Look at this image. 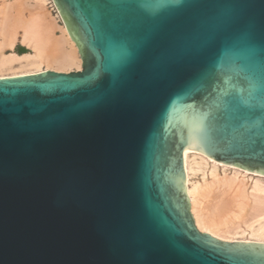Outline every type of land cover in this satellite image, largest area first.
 Instances as JSON below:
<instances>
[{
  "label": "water",
  "instance_id": "water-1",
  "mask_svg": "<svg viewBox=\"0 0 264 264\" xmlns=\"http://www.w3.org/2000/svg\"><path fill=\"white\" fill-rule=\"evenodd\" d=\"M51 2L81 66L0 78V264H264L183 166L264 176V0Z\"/></svg>",
  "mask_w": 264,
  "mask_h": 264
},
{
  "label": "bare ground",
  "instance_id": "bare-ground-1",
  "mask_svg": "<svg viewBox=\"0 0 264 264\" xmlns=\"http://www.w3.org/2000/svg\"><path fill=\"white\" fill-rule=\"evenodd\" d=\"M54 29L60 35L55 36ZM16 42L30 52L6 53ZM80 66L77 49L51 0L1 1L0 78L47 70L68 73L79 71ZM183 166L185 193L198 231L224 242L264 244V176L188 150L183 152ZM199 166L208 167V173ZM198 170L202 171V180L194 183L191 177Z\"/></svg>",
  "mask_w": 264,
  "mask_h": 264
},
{
  "label": "crops",
  "instance_id": "crops-1",
  "mask_svg": "<svg viewBox=\"0 0 264 264\" xmlns=\"http://www.w3.org/2000/svg\"><path fill=\"white\" fill-rule=\"evenodd\" d=\"M54 35L55 36L60 35L58 29H54ZM5 52L6 53H14L16 55H24L26 53H29L30 49L27 46H25L19 42H16L11 50H7Z\"/></svg>",
  "mask_w": 264,
  "mask_h": 264
},
{
  "label": "rangeland",
  "instance_id": "rangeland-1",
  "mask_svg": "<svg viewBox=\"0 0 264 264\" xmlns=\"http://www.w3.org/2000/svg\"><path fill=\"white\" fill-rule=\"evenodd\" d=\"M1 1H2V0H0V4H1ZM6 51H7V50H6ZM199 168H200L201 170L204 169V170L207 171V173H208V167L199 166ZM229 172H230L229 170H226V173H229ZM218 173L221 174V169H219ZM201 180H202V171H199V170H198V171L195 172V174L191 177V181L194 182V183H200Z\"/></svg>",
  "mask_w": 264,
  "mask_h": 264
},
{
  "label": "built area",
  "instance_id": "built-area-1",
  "mask_svg": "<svg viewBox=\"0 0 264 264\" xmlns=\"http://www.w3.org/2000/svg\"><path fill=\"white\" fill-rule=\"evenodd\" d=\"M50 8H51V7H50ZM51 9H52V8H51ZM52 13L55 14L53 9H52Z\"/></svg>",
  "mask_w": 264,
  "mask_h": 264
}]
</instances>
